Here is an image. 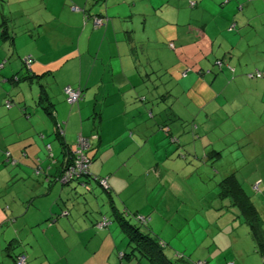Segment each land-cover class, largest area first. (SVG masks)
I'll return each mask as SVG.
<instances>
[{
  "label": "crops",
  "instance_id": "obj_1",
  "mask_svg": "<svg viewBox=\"0 0 264 264\" xmlns=\"http://www.w3.org/2000/svg\"><path fill=\"white\" fill-rule=\"evenodd\" d=\"M231 3L232 0L221 2L220 6L215 0H107L104 4H93L91 0H0V49L7 43L12 46L10 57H5V51L0 52V143L16 131L5 128L9 131L5 133L1 128L20 118L21 125L33 128L32 136L38 135L34 140L38 154L33 155L35 162H41L38 151H43L42 143L52 133L62 143L55 132L56 123H64L65 140L71 144L86 127L95 128L99 123V134L95 130L101 148L113 140L111 132L124 114L149 107L142 105L138 97L142 96L145 103L144 95L151 93L150 114L158 110L157 121L164 122L160 129L169 118L173 125L168 130L178 131L181 136L196 125L201 132L195 136L198 157L207 161L213 157V166L227 175L244 172L247 183L252 176L251 190L255 193L237 178L257 207L264 227V79L247 76L256 70L264 71V37L251 39L248 35L258 26L264 31V22H257L264 11L258 12L249 5L236 8L229 6ZM95 14L104 17V24L95 26ZM27 55L32 56L33 62L30 78L25 81H30L36 95L50 98L54 117L39 99L37 108L44 111L35 120L31 98L25 93L20 104L13 106L19 97L14 91L21 84L23 58ZM16 61L15 67L12 62ZM69 85L83 90L78 105L66 101L64 88ZM8 101L12 102L11 107L7 106ZM99 109L97 116L95 111ZM140 115L144 117V112ZM215 118L221 121L217 123ZM216 125L221 134L226 125L235 126L237 133L230 138L219 134L215 141H207L209 127ZM119 132L126 134L124 129ZM24 145L26 151L29 145ZM51 147L54 151L53 143ZM231 150L233 158L241 159L225 163L223 159ZM42 168L46 174H40L45 175L41 188L46 187L47 193L35 196L11 194L9 181L14 178L8 172H0V177L5 178L0 182V239L28 228V240L34 239L25 248L29 264H39L48 237L60 234L65 238L69 232L79 236L76 222L67 215L50 225L46 223L63 206L58 200V190L62 188L46 178L56 168ZM115 177V172L107 177L111 190L117 189ZM29 179L36 180L34 171ZM46 197L53 201L46 204L44 214V209H33ZM8 204L13 216L10 223H3ZM37 220L44 222L43 229L35 228ZM67 248L71 250L68 243Z\"/></svg>",
  "mask_w": 264,
  "mask_h": 264
},
{
  "label": "rangeland",
  "instance_id": "obj_2",
  "mask_svg": "<svg viewBox=\"0 0 264 264\" xmlns=\"http://www.w3.org/2000/svg\"><path fill=\"white\" fill-rule=\"evenodd\" d=\"M223 1L227 0H215L219 6ZM248 5L256 8L258 12L264 11V0H232L229 6L239 8ZM260 21L264 22V14L257 19L258 23ZM248 35L251 39H260L264 37V31H261L258 26ZM4 51L5 57H10L12 46L7 43L0 49L1 53ZM12 64L17 65V61ZM8 69H10L9 65L6 70ZM26 73L28 68L24 66V74ZM249 75L250 73L247 74ZM20 83L14 91V95L19 97L13 102V106L20 104V97H23L25 93L31 98V113L36 120L38 113L44 111L38 109L40 96L31 90L30 81L22 78ZM134 95L136 96V93ZM144 96L147 98L145 103L141 99L142 96L138 97V100L143 103L142 105L149 107L140 111L129 110L128 115L124 114L116 129L111 132L114 138L108 144H103L101 148L98 146L94 125L86 127L81 132L83 138H89L85 152L92 161L90 172L93 176L104 178L110 176L111 172H115L114 181L117 189L112 188L110 196L105 186L101 185L96 178L89 179L91 187L89 192L81 184L73 182L72 185H76L77 188L69 194L65 193L69 197L64 198L70 204L72 213L70 219L76 222L79 236L69 232L64 234L65 238L60 237L63 236L60 234L58 237H48L44 245L45 251L42 253L39 250V256L42 253L39 264H112V262L113 264L118 262L120 264H151L139 253L132 259L122 257V253H128L132 248L128 245L127 234L115 215L116 210L122 213L124 218L121 220L124 222L139 225L142 230L149 231L163 240L166 243L165 253L176 264H264L263 256L258 251L242 208L232 196H227L223 192L221 184L227 174L213 166L216 160L213 157L207 161L195 154V136L201 135L198 127L194 125L192 131L190 129L188 133L181 136L177 133L178 131L168 130V126L173 125V120L168 117L166 126L160 129L164 122L157 121L158 110L150 114L152 105L149 103L152 101L153 94L146 93ZM155 105L157 106V103ZM142 111L144 117L140 115ZM49 121L52 120L49 119ZM220 121L218 119L217 123ZM13 123L1 128L16 131L10 136L7 135L5 141L0 143V172L5 174L8 172L10 177L14 178L9 181L12 185L9 191L11 194L20 196H25L27 193H32L33 196L36 193H47L46 187L41 188L45 175L40 174L44 172L39 170L42 166L46 169L54 167V160L48 157L51 143H53L55 155L60 157H56V160L63 159L60 141L55 133L48 136L46 143H42L43 151H38L41 162H35L33 155L38 156V154L35 153L34 140L38 135L32 136L33 128L25 124L21 125L23 122L20 118ZM41 126L45 127V125ZM228 126H223L222 134L217 125L210 126L207 141H215L219 134L226 138L233 137L237 129L235 126ZM7 129L5 133L9 132ZM121 129L126 130L125 135L119 132ZM189 134L190 137H187ZM49 138L51 142L48 141ZM24 144L29 145L26 151H24ZM199 148L201 151V142ZM241 150L238 149V151ZM6 152L18 155H14L11 162H6ZM240 159L233 158V150H231L223 160L227 163ZM32 171L36 176L35 181L29 179ZM237 177L246 189L253 188L250 179L252 176L248 178L250 183H247L248 175L244 172ZM4 180L5 178L0 177V182ZM35 187L39 189L33 190ZM52 201L51 197L42 198L40 204L34 205L33 209L38 211L44 209L42 211L44 214L45 207ZM6 207L8 213L2 222L10 223L13 216L11 204ZM144 218L148 223L144 221ZM105 220L109 224H106ZM67 243L71 250L67 248ZM7 247L8 240L2 237L0 262L8 264V260L10 264H14L11 256L6 254ZM110 250L113 255L110 254ZM69 251L73 254L67 255Z\"/></svg>",
  "mask_w": 264,
  "mask_h": 264
},
{
  "label": "trees",
  "instance_id": "obj_3",
  "mask_svg": "<svg viewBox=\"0 0 264 264\" xmlns=\"http://www.w3.org/2000/svg\"><path fill=\"white\" fill-rule=\"evenodd\" d=\"M106 1L107 0H91V2L93 4H104V3H106ZM191 4L195 5V2H192ZM92 16H93L94 20L96 18H103L104 19V17L100 16L99 14H95ZM104 22H105V19H104ZM5 35H7V32L6 33L4 32V36ZM26 58L31 59V66H32V62H33L32 56H25L23 58V62H24V65L28 68V73L24 74L19 79L24 78V80H28L30 78L32 69H31V67H29L26 64V62H25ZM218 64L221 65L222 62L218 61ZM259 71H261V70H259ZM256 79H261V78H256ZM66 87H68V86H65V88H64L66 101L70 105H76V104L78 105L84 96L82 88H74V87L70 86L73 89L80 91V97L78 98V100H76L74 102H70L69 101V95L65 91ZM40 99H41L42 103H44L43 106L46 109V111L48 112V114L51 117H54L55 112L53 109V102H51L50 98L48 96L41 95ZM7 106L11 107L12 102L8 101ZM24 112L25 111L23 110V113ZM27 114L28 113L25 112V115H27ZM95 114H97V116H98V114H100V112L95 111ZM99 127H100V124L98 123V124H96L95 129L98 131ZM55 132L58 135V137L61 139V142H62L61 144H62L63 159L62 160H56V157H59V156H57V155H55V153H53L52 147L50 148V153H49L48 157H50L54 160L53 161L54 168H56V169H55V171L53 170L52 172H49L48 176L46 178L48 179V181H50V184H58V187L62 188V189L58 190V195H59L58 200L63 206H61L58 213L54 214L52 218L46 219V223L48 225H50L52 223V221H54V220L58 221L59 218H62L63 216H66V215H67V217L71 218L72 213L70 211L71 210L70 206H69L70 204H69L68 200L64 197H69L66 194H69L72 190L77 188L76 185H72L73 182H77V183L81 184L82 187H84L85 190L87 192H89L88 190L91 189L90 184H89V179L96 178L101 185H103L104 180H107V178H104V177L93 176V174L90 172L91 159L88 157V154H86L85 151H84V154L89 159V168L87 169V171L83 170V171H80V173H79L80 169L76 168L77 173H73L72 175H68V171H69L70 167L74 166L76 160H78L77 156L73 152L72 147L77 145L78 141H79V137L83 138V136H82V134H80L78 136L77 141L73 144L67 143L65 140V125H64V123H56ZM98 134H99V131H98ZM87 140L89 141V138ZM90 142H91V139H90ZM5 156H6V158H5L6 162H11L13 160L12 153L6 152ZM57 169L59 172L57 171ZM39 171H43L44 174H46V171L43 168ZM65 175L66 176L68 175V178L66 179V181H63L62 179ZM107 183H108V180H107ZM103 186H105V185H103ZM221 186L223 188V192L226 193L227 196H232L233 200H235V202L242 208V211H243L244 215L246 216V221L251 228L253 239L256 241L258 251H260V253L263 256V260H264V227H263L262 218L260 216V213L257 210V207L255 206V204L253 203L251 198L245 192L243 186L241 185V183L239 182V180L237 178V175H235V174L227 175V177H225L222 180ZM105 189L108 191V193L111 196V189H110L109 184L107 186H105ZM78 194H79V192L77 190V195ZM113 208H116V207L113 206ZM121 214L122 213H120L118 210H116L115 215L117 216L118 220H120V224L127 234L126 237L128 239V245L132 248L131 251L128 253H126V252L124 254L122 253V257L124 256L125 258L128 257L129 259H132L133 256H136L139 253V255L148 259L151 264H176L175 261L165 253L164 249H165L166 243L163 240H161L158 236L153 235L149 231L147 232V231L142 230L139 225H133V224H129L127 222H124L123 220H121L122 218H124ZM138 219L141 221L139 215H138ZM106 220H105V223L109 224ZM40 222H41L40 220L36 221L37 226L35 228L39 227L40 229H43V223L44 222H42V224H40ZM145 222L148 223L146 218H145ZM104 227H107V226H104ZM23 234H24L25 238L22 237ZM29 235H30V231H28V228L24 227L22 229H18L16 236H13V237L9 236L7 238L8 247L6 248V250H7L6 254L11 256V258L14 261V264H19V259L21 256H25V258H26L25 262H26V264H29L28 254H27V252H25V248L27 246H29L34 240V239L28 240V238H30ZM23 240H24V242H23Z\"/></svg>",
  "mask_w": 264,
  "mask_h": 264
},
{
  "label": "built area",
  "instance_id": "obj_4",
  "mask_svg": "<svg viewBox=\"0 0 264 264\" xmlns=\"http://www.w3.org/2000/svg\"><path fill=\"white\" fill-rule=\"evenodd\" d=\"M104 22L103 18H96L94 20V24L95 26H100ZM26 64L31 67V59L26 58L25 59ZM250 77L252 78H263L264 79V72L263 71H259L257 70L254 73L250 74ZM66 93L69 95V101L70 102H74L76 100H78V98L80 97V91L73 89L72 87L68 86L65 89ZM88 145V140L82 137H79V141L78 144L73 146V152L74 154L77 156L78 160H76L74 166H71L69 171H68V175H72L73 173H77L76 168H79V173L80 171L86 170L89 168V159L88 157L84 154L85 151V147ZM68 175L63 177V181H66V179L68 178ZM103 185L107 186V180L103 181ZM145 221V218H144ZM26 258L25 256H21L19 259V264H26Z\"/></svg>",
  "mask_w": 264,
  "mask_h": 264
}]
</instances>
